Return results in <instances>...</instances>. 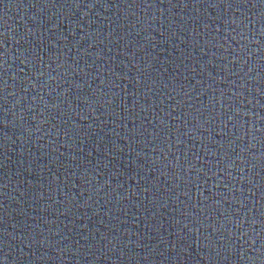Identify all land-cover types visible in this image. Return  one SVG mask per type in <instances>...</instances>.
<instances>
[{
  "label": "water",
  "instance_id": "obj_1",
  "mask_svg": "<svg viewBox=\"0 0 264 264\" xmlns=\"http://www.w3.org/2000/svg\"><path fill=\"white\" fill-rule=\"evenodd\" d=\"M0 264H264V0H0Z\"/></svg>",
  "mask_w": 264,
  "mask_h": 264
}]
</instances>
